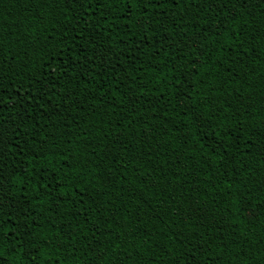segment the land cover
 Returning a JSON list of instances; mask_svg holds the SVG:
<instances>
[{
	"label": "trees",
	"instance_id": "1",
	"mask_svg": "<svg viewBox=\"0 0 264 264\" xmlns=\"http://www.w3.org/2000/svg\"><path fill=\"white\" fill-rule=\"evenodd\" d=\"M92 8L0 0V117L20 129L0 160L7 264H264L260 10L228 20L220 0H199L187 27L171 9L165 40L159 17L141 31L123 0ZM37 74L59 94L45 99Z\"/></svg>",
	"mask_w": 264,
	"mask_h": 264
},
{
	"label": "snow or ice",
	"instance_id": "2",
	"mask_svg": "<svg viewBox=\"0 0 264 264\" xmlns=\"http://www.w3.org/2000/svg\"><path fill=\"white\" fill-rule=\"evenodd\" d=\"M111 2V0H109ZM199 0H123V3L127 9V14L129 16L133 15V8H137L140 10V15L137 16V19L141 21V31H145L146 29V22L142 19V16H154V17H159L157 20V24L161 25V32L164 35V39L167 40L168 38V31H169V15H171V9H176L177 13H179V21L180 24L183 25L184 27H187V20L185 17L188 14V10L190 7H193L195 4H197ZM63 3H66L69 7V10L76 9V8H81L82 11L80 13L81 16H84L87 14L88 11L94 10L92 8L93 5V0H63ZM97 5L99 4V0H96ZM220 3L224 4L225 6V12L224 15L226 19L228 20H235L237 18V14L241 13V10L248 12L251 11L252 7H256L260 10L261 16H264V0H220ZM231 3V8L232 11L229 13L227 11L228 5ZM148 9H152L151 12L148 11ZM123 16V14H122ZM176 21L173 20L171 21L172 26H175ZM251 26V25H250ZM180 31H183V28L179 29ZM177 37L173 36V40H176ZM188 47L191 50H196L198 47L195 44L189 43ZM139 50V49H137ZM84 55H87L86 53ZM103 55L101 54V59H103ZM182 55V54H181ZM202 55V53H201ZM88 60H91V56H87ZM193 60H199V56L192 57ZM64 61L61 60V63ZM108 62H111V57L108 58ZM73 67L76 65L73 64ZM82 66V65H81ZM96 67H99L97 64ZM62 72L68 73L69 76H71L70 68H64L62 69ZM54 77H58L59 79H63L61 73H54ZM37 81H40V86L44 92L47 93L45 96V99H49L54 93L53 89H56L55 94H59L60 90V84L57 81V79H53L51 81H48L47 78L44 80L40 79L39 74L35 77ZM135 79V78H133ZM163 79V78H161ZM47 83V87L44 88L43 85ZM27 91V89H25ZM182 93V89H178ZM101 95H103V92H101ZM140 95H143V92L140 93ZM33 98L35 99V93L33 94ZM57 104L59 101L56 102ZM98 106V105H97ZM50 111L53 112V114H56V112L59 111L58 108L55 107V105H50L49 106ZM0 111H7V109H2L0 108ZM25 115L31 116L32 114L30 112H26ZM3 117H0V160L3 159L5 155H7V151L11 149V147L16 144L17 142L11 137L13 136H19L20 135V129L19 125L16 127H12L11 125L4 124L3 123ZM44 145L37 142V148H32L31 153L29 155H33L37 152V149L42 150L44 149ZM24 146H21V149L23 150ZM29 155H26L24 157L25 160H27L29 163L31 162L29 160ZM67 166V165H66ZM4 165L0 163V190H3L5 188V185L8 183L7 179L5 178V173L3 171ZM21 169H26L27 164L26 163H21L20 164ZM13 176H15L18 180H23L24 177L20 173H12ZM25 175H28L29 177L31 176V170H28ZM44 174L43 172H38V177H42ZM99 178V177H97ZM51 180L55 181L56 186L60 187L61 181L56 180V177L53 175L50 177ZM26 183V181H25ZM40 183L44 185L46 188L47 185L46 183L41 179ZM23 185H21L22 187ZM39 186V185H38ZM34 196H43L45 195L44 192H33L32 193ZM0 207H3V197L0 195ZM249 208L251 209V205H249ZM15 211L19 212L20 208L17 207L14 209ZM253 213H255L256 209H251ZM261 211H264V208H261ZM18 234L24 235L26 238L30 237V233L27 231V229H24L21 231L19 228L16 230ZM95 234V233H94ZM43 239V238H41ZM7 240V242L11 243V238L9 237V233L4 232L0 234V264H7V255L3 251V244ZM68 243H75V241L69 237L68 238ZM32 247H35V243L31 242ZM13 248H15V244L12 245ZM32 247H28V243H23L22 248H28V255L31 256L33 255L32 253ZM44 247H47L45 244ZM54 259V257H53ZM29 264H34V261L29 260Z\"/></svg>",
	"mask_w": 264,
	"mask_h": 264
}]
</instances>
